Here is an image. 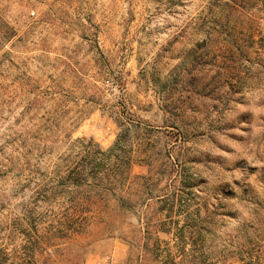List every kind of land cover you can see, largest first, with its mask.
Here are the masks:
<instances>
[{"label": "rangeland", "instance_id": "rangeland-1", "mask_svg": "<svg viewBox=\"0 0 264 264\" xmlns=\"http://www.w3.org/2000/svg\"><path fill=\"white\" fill-rule=\"evenodd\" d=\"M0 264H264V0H0Z\"/></svg>", "mask_w": 264, "mask_h": 264}, {"label": "trees", "instance_id": "trees-1", "mask_svg": "<svg viewBox=\"0 0 264 264\" xmlns=\"http://www.w3.org/2000/svg\"><path fill=\"white\" fill-rule=\"evenodd\" d=\"M33 258V257H32Z\"/></svg>", "mask_w": 264, "mask_h": 264}]
</instances>
